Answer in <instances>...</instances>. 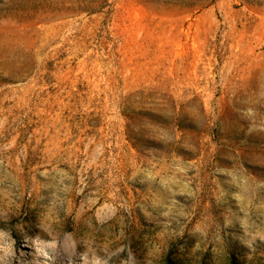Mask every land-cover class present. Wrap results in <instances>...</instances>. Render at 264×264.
I'll use <instances>...</instances> for the list:
<instances>
[{
  "label": "rangeland",
  "instance_id": "1",
  "mask_svg": "<svg viewBox=\"0 0 264 264\" xmlns=\"http://www.w3.org/2000/svg\"><path fill=\"white\" fill-rule=\"evenodd\" d=\"M0 264H264V0H0Z\"/></svg>",
  "mask_w": 264,
  "mask_h": 264
}]
</instances>
